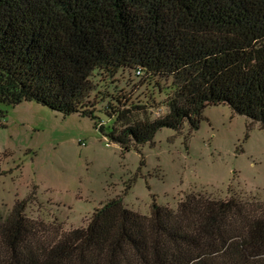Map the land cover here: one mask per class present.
Instances as JSON below:
<instances>
[{
  "label": "trees",
  "instance_id": "obj_1",
  "mask_svg": "<svg viewBox=\"0 0 264 264\" xmlns=\"http://www.w3.org/2000/svg\"><path fill=\"white\" fill-rule=\"evenodd\" d=\"M95 71L142 76L150 101L101 92ZM156 90L167 112L150 119ZM0 102L101 113L125 151L197 130L210 106L264 128V0H0ZM27 202L0 217V264H264V205L234 194L189 193L149 216L118 197L67 232L29 219Z\"/></svg>",
  "mask_w": 264,
  "mask_h": 264
},
{
  "label": "rangeland",
  "instance_id": "obj_2",
  "mask_svg": "<svg viewBox=\"0 0 264 264\" xmlns=\"http://www.w3.org/2000/svg\"><path fill=\"white\" fill-rule=\"evenodd\" d=\"M98 74L101 92L120 91L126 103L150 101L142 76L120 71L100 82ZM166 93L156 90L150 119L167 112ZM96 124L107 130L101 113L92 119L36 102H0V217L28 200L29 219L67 232L85 228L98 208L118 197L145 216L153 203L176 209L193 192L264 205V128L228 105L207 107L197 130L188 123L180 132L164 128L128 151Z\"/></svg>",
  "mask_w": 264,
  "mask_h": 264
}]
</instances>
